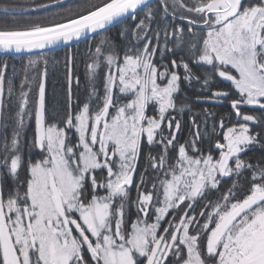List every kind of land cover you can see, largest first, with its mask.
<instances>
[{
    "label": "snow or ice",
    "instance_id": "6c2138e0",
    "mask_svg": "<svg viewBox=\"0 0 264 264\" xmlns=\"http://www.w3.org/2000/svg\"><path fill=\"white\" fill-rule=\"evenodd\" d=\"M0 264H264V0H0Z\"/></svg>",
    "mask_w": 264,
    "mask_h": 264
},
{
    "label": "trees",
    "instance_id": "16d2710c",
    "mask_svg": "<svg viewBox=\"0 0 264 264\" xmlns=\"http://www.w3.org/2000/svg\"><path fill=\"white\" fill-rule=\"evenodd\" d=\"M69 3L75 4L77 0H68ZM87 50V45L84 42H81L79 44H75L72 46V52L77 56L78 61L83 60L85 58ZM66 49L53 51L48 53V59L50 61L53 60V58H56L61 61V65L59 67L58 72L53 75L52 74V68L50 65L49 72L50 76L47 81V99L50 105H60L63 104L65 95H66V83L64 80L63 75V58L65 56ZM26 62V57H15V59H10V64H16L18 67H20L23 63ZM76 74L80 76L81 78V90L83 89L84 85V65L83 63H80L78 68L76 69Z\"/></svg>",
    "mask_w": 264,
    "mask_h": 264
},
{
    "label": "water",
    "instance_id": "95a60500",
    "mask_svg": "<svg viewBox=\"0 0 264 264\" xmlns=\"http://www.w3.org/2000/svg\"><path fill=\"white\" fill-rule=\"evenodd\" d=\"M81 43V42H80ZM77 44L75 41L73 42L72 46ZM65 47L64 46H59L58 48L54 49V50H50L49 52H53V51H58V50H62L64 49ZM48 52V53H49ZM17 57H21V56H17Z\"/></svg>",
    "mask_w": 264,
    "mask_h": 264
}]
</instances>
